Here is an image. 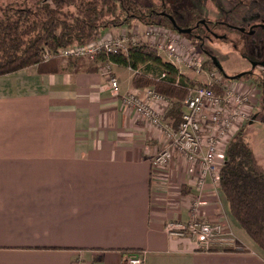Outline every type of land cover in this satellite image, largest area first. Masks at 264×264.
<instances>
[{"label": "crops", "instance_id": "crops-1", "mask_svg": "<svg viewBox=\"0 0 264 264\" xmlns=\"http://www.w3.org/2000/svg\"><path fill=\"white\" fill-rule=\"evenodd\" d=\"M133 29L140 43L154 41L143 37V28ZM126 32L106 30L102 37ZM96 60L91 66L69 62L54 74L32 66L0 76V264H123L126 250L144 252L143 264H264V253L235 230L218 185L206 178L196 189V165L175 155L163 169L152 166L166 138L121 98L153 87H134V71L112 64L115 93L100 68L106 61ZM173 66L185 80L198 82ZM158 69L146 62L138 74L158 81ZM258 78L237 86L250 96L252 119L264 121ZM150 105L172 128L163 115L167 105ZM253 122L237 123L219 142L218 172L226 144ZM196 201L201 221L234 235L233 249L199 252L191 240L165 234L166 223L190 220Z\"/></svg>", "mask_w": 264, "mask_h": 264}, {"label": "trees", "instance_id": "trees-1", "mask_svg": "<svg viewBox=\"0 0 264 264\" xmlns=\"http://www.w3.org/2000/svg\"><path fill=\"white\" fill-rule=\"evenodd\" d=\"M12 5L15 4H6L0 10V76L32 66H36L40 73H57L60 69L54 62L55 58L43 61L45 50L54 53L61 48L82 46L98 40L106 30L130 28L135 22L174 32L165 16L167 13L161 14L132 0H36L31 5L24 2L22 7L19 4L12 8ZM198 20L184 24L183 28L191 29L198 36L214 35L212 29L218 27L233 30L228 25L214 23L210 27L207 25L209 22L203 26ZM100 58L134 71V87L152 86L170 98L174 103L166 117L173 129L180 122L184 109L182 103L189 90L200 87L178 75L172 64L162 61L155 50L147 46L131 47L126 54ZM146 62L159 66L158 81L138 74L139 66ZM213 64L208 61L204 67ZM162 73L165 77L160 79ZM258 80L260 84L262 79L259 77ZM210 89L214 91L213 87ZM218 187L232 218L245 236L264 253V168L258 164L251 145L244 137V130H240L225 146ZM124 253L135 252L126 250Z\"/></svg>", "mask_w": 264, "mask_h": 264}, {"label": "built area", "instance_id": "built-area-1", "mask_svg": "<svg viewBox=\"0 0 264 264\" xmlns=\"http://www.w3.org/2000/svg\"><path fill=\"white\" fill-rule=\"evenodd\" d=\"M126 38L109 39L103 37L99 40L82 46H72L69 49H58L54 53L45 50L42 57L44 62L51 58H86L95 60L101 56H114L125 53L123 50ZM157 49H161L160 46ZM188 61L184 60L186 67L200 71V60L190 51ZM184 55V54H183ZM168 58L171 54L168 53ZM183 60V58H182ZM112 63L107 62L103 72L108 75V84L111 90L118 93L119 87L116 79L111 75ZM258 68L264 76V66ZM135 73V72H134ZM165 73L160 75V79ZM225 78V77H224ZM124 107L134 110L143 121L151 127L161 130L166 138V146L154 157L152 166L163 169L168 166L175 155L183 158L187 163L196 165L199 173L196 177L195 187L200 190L206 178L218 185V170L215 153L220 141L233 132L239 122L251 123L252 119L248 108L251 107L250 97L247 93L228 90L223 95H217L210 87H199L189 90L183 102V112L176 129L162 123L161 115L152 108L151 102L164 103L165 98L152 89L144 90L143 96L128 94L121 98ZM199 203L196 201L190 208L191 218L186 222L170 221L165 224L164 232L168 237L187 238L191 240L199 252L226 251L236 245L234 235L223 225L208 224L198 221ZM144 252L129 253L125 256L123 264H143ZM74 264H86L78 259Z\"/></svg>", "mask_w": 264, "mask_h": 264}, {"label": "rangeland", "instance_id": "rangeland-1", "mask_svg": "<svg viewBox=\"0 0 264 264\" xmlns=\"http://www.w3.org/2000/svg\"><path fill=\"white\" fill-rule=\"evenodd\" d=\"M132 1L138 3L140 6L152 8L161 14L164 12L169 14L170 17L174 19L176 25L182 29H184V24H190V22L200 19L209 22L210 27H212V23H214L228 25L233 30L227 31V29L218 27L212 29L215 33L214 35L205 37L200 35L202 37L198 38L191 34L179 35L176 32L162 27L150 26L148 27L149 30L146 31L147 26L135 22L130 28L123 27L127 30V32L120 37L114 38L104 36L109 39L126 38L123 50H128L131 47L140 45L150 47L155 50L156 55L161 60H166L165 62L172 65L175 64L176 68H180L182 71L186 72V75H193L196 77L198 82L194 83L195 86L213 87L214 92L217 95H223L227 89L240 92L237 86L238 81L248 82L256 75L262 79V85L264 84V76L260 73V68H253L254 63L264 61V0ZM24 2L31 5L32 3H35L36 0H0V10L9 3L15 4L11 6L12 8L18 7L17 5L19 4L21 5L20 7H22ZM142 11H144V9H142ZM135 26L144 29L143 37H146L147 35L154 41L151 44L140 43L138 41V35L140 33L138 34V32L133 29ZM217 34L222 36L219 37ZM101 38L103 37L101 36L99 39ZM158 46H160L161 49H157ZM70 47L61 49H69ZM186 50L189 52L191 51L194 56L200 60L201 68L198 73L195 71L196 69L194 70L193 68L186 67V63L184 62V60L188 61V55L184 53ZM168 53L172 55L171 58H168ZM213 59H215V61ZM96 61V59L90 60L86 58L57 57L54 62L57 64L59 69L61 66L68 69L67 64L69 62L73 64H80V66L81 64L91 66L92 64L95 65V63H98ZM208 61H213L215 64H213L214 67H204V64ZM105 64L101 65L100 68H104ZM216 64L223 69L228 79L224 78L225 76H223L222 69L220 71ZM183 78H185V76ZM155 92L165 98L167 107L163 110V115H167L174 102L167 96L160 94L157 91ZM186 98L187 96L185 99ZM261 102H264V100ZM259 110L261 113L263 110L262 105L259 107ZM146 124L149 125L148 123ZM244 137L251 145L258 164L264 168V121H261L260 116L256 119V121L246 127ZM197 220L201 221L199 217ZM236 227L238 228L235 229L236 231L240 230V233L244 234L237 223ZM237 232L239 234V231Z\"/></svg>", "mask_w": 264, "mask_h": 264}, {"label": "water", "instance_id": "water-1", "mask_svg": "<svg viewBox=\"0 0 264 264\" xmlns=\"http://www.w3.org/2000/svg\"><path fill=\"white\" fill-rule=\"evenodd\" d=\"M168 19H169V21L172 23V26H173V30H174V32H176L177 34L182 35V34H189V33H190L191 29H182V28H179V27L175 24V22L173 21V19H172L171 17L168 16ZM216 66H217V68L221 71L220 66H219L218 64H216ZM223 76L226 77L225 74H223ZM226 78L228 79V77H226Z\"/></svg>", "mask_w": 264, "mask_h": 264}, {"label": "flooded vegetation", "instance_id": "flooded-vegetation-1", "mask_svg": "<svg viewBox=\"0 0 264 264\" xmlns=\"http://www.w3.org/2000/svg\"><path fill=\"white\" fill-rule=\"evenodd\" d=\"M162 14H165V13H162ZM165 16L168 18L169 15L166 14ZM169 17H170V16H169ZM172 19H173V18H172ZM168 20H169V19H168ZM173 21H174V19H173ZM198 22H199L200 25H203V26L205 25V26H206V24H205L206 21H204V20H198ZM170 23H171V22H170ZM171 24H172V23H171ZM175 24H176V23H175ZM207 25H209V24H207ZM189 34L194 35L195 37H198V38L202 37V36H198V35L193 34L192 31H190ZM211 34H212V33H211ZM204 37H205V36H204ZM212 62H213V61H212ZM213 63H214V62H213ZM214 65H215V64H214ZM261 65L264 66V61H263V62H259V63H254V64H253V68L256 69L257 67H259V66H261Z\"/></svg>", "mask_w": 264, "mask_h": 264}]
</instances>
